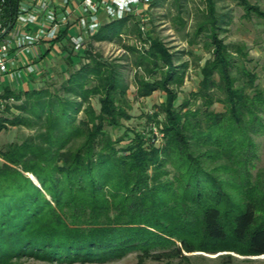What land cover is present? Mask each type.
Returning <instances> with one entry per match:
<instances>
[{
    "label": "trees",
    "instance_id": "16d2710c",
    "mask_svg": "<svg viewBox=\"0 0 264 264\" xmlns=\"http://www.w3.org/2000/svg\"><path fill=\"white\" fill-rule=\"evenodd\" d=\"M18 4L5 0L6 26ZM215 12L214 7L203 12L190 35L189 44L206 35L212 58L201 69L194 102L185 101L177 110L170 86L182 83L187 62L178 58L177 66L158 41L144 54L128 48L131 61L145 72L137 76L138 95L158 89L169 95L162 107L161 148H145L139 138L123 150L127 153L117 150L123 138L114 140L105 128H121L132 118L127 84L118 66L91 46L85 61L69 69L64 96L35 88L0 94L2 100L21 101L17 107L24 113L0 117V131L8 122L38 128L36 136L0 151V264L24 256L62 263L108 261L133 251L156 260L181 257L183 250L264 255V165L253 172L255 136L264 135V89L256 87L257 74L247 67L243 46L219 38L221 16ZM129 18L104 24L93 39H121L122 33L141 37L137 25L127 24ZM159 70L160 80H154ZM93 96H99V112L91 105ZM215 103L225 110H212ZM233 261L232 254L217 260Z\"/></svg>",
    "mask_w": 264,
    "mask_h": 264
},
{
    "label": "rangeland",
    "instance_id": "374dc122",
    "mask_svg": "<svg viewBox=\"0 0 264 264\" xmlns=\"http://www.w3.org/2000/svg\"><path fill=\"white\" fill-rule=\"evenodd\" d=\"M245 2L248 5L246 7ZM211 7H214L216 15L221 16L219 38L226 44L239 43L243 46L249 56L247 67L257 74L256 87L264 89V18L259 17L257 12L251 9L264 13V0H152L139 6L136 13L127 15L130 16L127 24L130 27L137 25L141 37L137 35L138 33H122L121 39L99 41L87 38L85 47L78 51L73 49L72 43L65 41L57 45L52 55L38 65L37 73L19 78L11 77L3 82L1 90L2 92L7 89L19 92L32 88L47 89L52 94L64 96L63 87L69 76V69L78 68L85 61L84 55L91 46L95 54H100L104 60L114 62L118 66L127 84V98L131 106L129 114L132 118L123 120L121 128L113 129L109 126L105 128L114 140L123 138L116 145L117 150L127 153L123 150L139 138L145 142V148H149L152 144L161 148L164 146L163 122L166 118L162 107L168 106L169 95L163 89H158L145 97L138 95L137 76L145 77V72L142 67L131 61L133 57L128 48L134 47L144 54L150 50L151 42L158 41L175 56L177 66L180 65L177 62L178 58L187 62L188 67L185 68L182 83L170 86L176 94L172 106L177 110L185 101L194 102L192 93L198 91L202 79L201 69L205 62L212 58V53L206 47L205 34L197 38L194 44H189L192 38L190 35L194 34L195 25L204 18L202 13L207 14ZM104 16L102 14L101 18L105 23L107 20ZM163 70L166 71V67ZM161 71L153 75L154 80H160ZM146 78L150 77L146 76ZM20 103L21 101L11 99L4 100L5 108L0 112V117L13 119L14 116L23 115L24 113L17 107ZM91 105L99 112V96L91 98ZM212 110L223 112L225 106L222 103H215ZM83 115L80 113L79 118ZM33 128L8 122L0 131V151L9 144L21 142L25 137L36 136L38 128ZM255 139L258 143V159L255 162L254 173L257 168L264 165V135H256ZM0 161H2L1 157ZM175 242L181 247L179 240ZM163 250L168 252L170 248ZM223 254L234 256L232 264H264V255L248 256L222 249L217 252L197 250L192 253L183 250L181 257L165 256L161 260L141 257L138 251L129 252L121 258L108 261L73 263L24 256L21 259H15L11 264H219L218 257Z\"/></svg>",
    "mask_w": 264,
    "mask_h": 264
},
{
    "label": "built area",
    "instance_id": "2783aa9c",
    "mask_svg": "<svg viewBox=\"0 0 264 264\" xmlns=\"http://www.w3.org/2000/svg\"><path fill=\"white\" fill-rule=\"evenodd\" d=\"M149 1L152 0H59L58 6L62 12L59 16L56 6H50L48 0H19L11 22L12 28L1 37L8 26L5 21V0H0V94L6 76L22 77L17 69L23 55L43 40H55L63 25L73 29L71 41L73 49L78 51L85 47L86 39L93 38L104 24L136 13L139 6ZM102 14L107 20L105 23ZM37 19L38 22H47L49 27L32 33L28 25L36 23ZM21 68L27 76L39 71L37 65L24 63ZM4 108V100L0 99V111Z\"/></svg>",
    "mask_w": 264,
    "mask_h": 264
},
{
    "label": "crops",
    "instance_id": "0c3cea01",
    "mask_svg": "<svg viewBox=\"0 0 264 264\" xmlns=\"http://www.w3.org/2000/svg\"><path fill=\"white\" fill-rule=\"evenodd\" d=\"M49 1V4L50 6H56V8L58 9L57 12L59 13V16L62 15V12L60 10V7L58 6L59 5V0H48ZM39 19H37V22L34 23V24H30L28 25V29L32 32V33H37V32H40L41 29H44V28H48L49 27V24L47 22H42V21H39ZM71 24V23H70ZM69 24V25H70ZM65 32V34H64ZM74 34V31L72 28L67 27V26H62L61 29H60V32L58 34V36H63L64 39L62 41H56L53 40V41H50V40H46V41H41L39 43H37L35 46H33L31 48V51L28 52V53H25L22 57V60L20 62V64L18 65V69L17 70H20V72L22 73V76H27L23 70V64H28V65H41L45 59H47L48 57H50L53 53V49H55V47L57 45H60V43H64L65 41H68L70 43H72L71 41V36ZM57 36V37H58ZM18 51V50H17ZM17 53V52H16ZM11 78V75H8L4 78V82L9 80Z\"/></svg>",
    "mask_w": 264,
    "mask_h": 264
},
{
    "label": "water",
    "instance_id": "95a60500",
    "mask_svg": "<svg viewBox=\"0 0 264 264\" xmlns=\"http://www.w3.org/2000/svg\"><path fill=\"white\" fill-rule=\"evenodd\" d=\"M11 28H12V25L10 24V25L7 27V29L4 31V33L2 34L1 37H4V36L8 33V31H9ZM27 175H29V177L33 180V182H34L37 186L41 187L39 181L37 180V178H36L35 176H33L32 174H27Z\"/></svg>",
    "mask_w": 264,
    "mask_h": 264
}]
</instances>
